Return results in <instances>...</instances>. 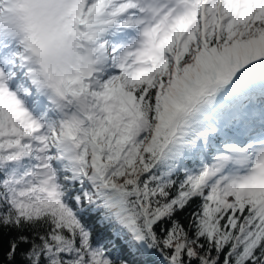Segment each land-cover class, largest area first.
I'll use <instances>...</instances> for the list:
<instances>
[{"label": "snow or ice", "instance_id": "snow-or-ice-1", "mask_svg": "<svg viewBox=\"0 0 264 264\" xmlns=\"http://www.w3.org/2000/svg\"><path fill=\"white\" fill-rule=\"evenodd\" d=\"M0 264H264V0H0Z\"/></svg>", "mask_w": 264, "mask_h": 264}]
</instances>
